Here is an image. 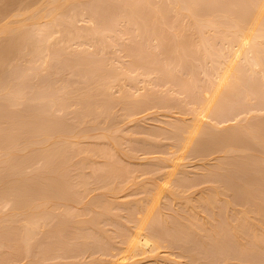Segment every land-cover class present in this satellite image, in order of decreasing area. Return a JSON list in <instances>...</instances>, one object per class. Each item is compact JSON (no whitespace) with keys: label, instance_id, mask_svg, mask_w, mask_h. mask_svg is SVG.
Returning <instances> with one entry per match:
<instances>
[{"label":"rangeland","instance_id":"obj_1","mask_svg":"<svg viewBox=\"0 0 264 264\" xmlns=\"http://www.w3.org/2000/svg\"><path fill=\"white\" fill-rule=\"evenodd\" d=\"M192 1L0 0V264H114L139 226L121 264H264V22L194 117L258 0Z\"/></svg>","mask_w":264,"mask_h":264},{"label":"bare ground","instance_id":"obj_2","mask_svg":"<svg viewBox=\"0 0 264 264\" xmlns=\"http://www.w3.org/2000/svg\"><path fill=\"white\" fill-rule=\"evenodd\" d=\"M61 1V0H60ZM194 1V0H193ZM193 1H192V3H193ZM256 1V0H255ZM259 1V2H258ZM256 3H257V5L255 6L256 7V12L254 11H251V13L253 14H251V15H249L250 16V19L252 18V16H253V18H252V20H253V28L250 30V27H251V25H252V23H251V25H250V27L248 26L247 27V24H248V22L246 23V27L248 28V30H246V28L245 27H243L242 28V30H246V32H244V33H242L243 31H241L240 33L238 32V37H237V35L235 34V36L238 38H235V39H231V43H232V46H233V44H235V47L233 46V49L232 48H230V44H229V48H230V50L232 49V52L229 50V53L231 54H229V60H228V62L227 63H225V64H222V65H225L224 66V68L221 70L220 68H218L217 67V69H216V71L219 69V72H218V76L216 77L217 79H216V83L214 82V87H215V85L217 84V81H218V84L216 85V88L214 89V91L210 94V91L208 92L209 94H210V96L208 97V98H206V100H205V102H206V104H203V103H201V104H203V106L201 107L200 106V109H199V111L197 110V115L195 116L194 115V117H195V120L199 123L201 120H203L206 116H208L209 114H210V112H212L213 111V106L215 105V103L219 100V96H220V94L222 93L221 91H222V89L224 88V85H227L228 83H229V81H231V83H232V80L234 79V78H236V76L237 75H239V69H238V66H239V61L244 57V55H245V58L247 59V57L249 56V58H250V55H248L247 56V52H251V49L253 48V46L252 45H250V43H254L255 44V42H260L259 40H257V38H256V40L257 41H255L254 42V40L252 41V37H258V35L256 36V33L258 32L257 30H259L261 27H262V24H263V22H264V20H263V18H264V0H258ZM56 2V1H55ZM57 2H58V0H57ZM195 2V1H194ZM196 2H197V0H196ZM198 2H199V0H198ZM52 4H54V3H52ZM59 4H60V2H59ZM194 4V3H193ZM62 4H60V6H61ZM235 5V4H234ZM58 6V5H57ZM57 6H56V10L58 11V9H57ZM189 6V5H188ZM253 6H254V4H253ZM55 7V6H54ZM177 7V6H176ZM52 8V7H51ZM254 8V7H253ZM252 8V9H253ZM255 9V8H254ZM50 10V9H49ZM53 10V9H52ZM51 10V13H53V11ZM190 10H192L191 9V7H190ZM46 11V13L48 12L47 10H45ZM55 11V10H54ZM41 12V11H40ZM59 12V11H58ZM57 12V13H58ZM176 12V11H175ZM248 12V11H247ZM56 13V12H55ZM47 15H49L48 13H47ZM55 14H52V16H51V14H50V19L54 16ZM246 15V14H245ZM193 14H192V16H191V18H193ZM213 16H214V14H213ZM244 16V15H243ZM55 17V16H54ZM190 17V16H189ZM212 17V16H211ZM247 17V16H246ZM43 18H44V16H43ZM214 18H215V16H214ZM197 19H199L198 17H197ZM211 20V19H210ZM212 20H213V18H212ZM38 21V20H37ZM181 21H182V19H181ZM197 21V20H196ZM51 22H52V20H51ZM73 22V21H72ZM194 22V21H193ZM211 22V21H210ZM213 22V21H212ZM238 22V21H237ZM250 22H251V20H250ZM261 22H262V24H261ZM196 23V22H195ZM200 23H202L201 21H200ZM212 24V23H211ZM202 25H203V23H202ZM220 25V24H219ZM236 25H237V23H236ZM249 25V24H248ZM260 25H261V27H260ZM10 26V25H9ZM8 25L6 26V27H8L9 29L11 28V27H9ZM5 27V26H4ZM193 27H194V24H193ZM260 27V28H259ZM258 28V29H257ZM263 28V27H262ZM2 29V28H1ZM12 29V28H11ZM183 29V28H182ZM13 30V29H12ZM26 31V30H25ZM239 31V30H238ZM2 32V31H1ZM8 32H10L9 30L8 31H6L5 32V30H4V33H8ZM29 32V31H28ZM194 32V31H193ZM199 33V32H198ZM234 33H235V31H234ZM254 33H255V35H254ZM28 34V33H27ZM233 34V33H232ZM5 35H8V34H5ZM254 35V36H253ZM25 36H23V38H24ZM48 37H50V36H48ZM232 37V36H231ZM51 38V37H50ZM233 40V41H232ZM40 41V40H39ZM252 41V42H251ZM29 42V41H28ZM42 42V41H41ZM250 45V46H249ZM256 45V44H255ZM39 46V45H38ZM248 47V48H247ZM250 47H251V49H250ZM26 48V47H25ZM248 49V50H247ZM255 49H257V47L255 48L254 47V50ZM27 51H28V48H27ZM250 52H249V54H250ZM30 53V52H29ZM253 53V51L251 52V54ZM259 53V52H258ZM264 53V52H263ZM34 54V53H33ZM37 54V53H36ZM228 54V53H227ZM261 54V53H260ZM261 57V56H260ZM259 57V58H260ZM252 58V57H251ZM247 59V60H249L250 62H252L253 61V59H254V61H253V63H252V67H254V65H256V64H258V65H256V66H258L259 67V69H260V61H259V59L257 60V55H256V60H255V57H253V59ZM252 60V61H251ZM255 63V64H254ZM249 64V63H248ZM257 67V68H258ZM263 68V67H262ZM260 71H261V69H260ZM231 77H232V80H231ZM213 86V85H212ZM212 89V88H211ZM208 96V95H207ZM195 110H196V107H195ZM198 123H196V130L195 131H198L199 130V128H200V123L198 124ZM154 233H152V232H147V231H145L143 228H142V226H139L137 229H136V231H135V233L134 234H132V236H131V238L128 240V244H127V249H126V251L121 255V257H120V259H119V262H115L114 264H121L122 262H121V260H123V259H126V258H128L129 256H135L136 255V253H138V252H140L141 254H145V252L147 251V253L149 252L150 253V255L151 254H155V252H157V251H155L156 249H158L159 248V245L158 244H160V240H161V238H160V240L157 238V235H153ZM159 237V236H158ZM159 242V243H158ZM161 243H162V241H161ZM161 245V244H160ZM127 250H128V252H130V253H128L127 252ZM155 251V252H154ZM127 252V253H126ZM145 257H146V255H145ZM151 257V256H150Z\"/></svg>","mask_w":264,"mask_h":264}]
</instances>
